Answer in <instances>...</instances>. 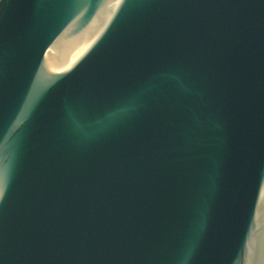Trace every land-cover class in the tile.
Returning <instances> with one entry per match:
<instances>
[{"label": "water", "instance_id": "1", "mask_svg": "<svg viewBox=\"0 0 264 264\" xmlns=\"http://www.w3.org/2000/svg\"><path fill=\"white\" fill-rule=\"evenodd\" d=\"M0 264H264V0H0Z\"/></svg>", "mask_w": 264, "mask_h": 264}]
</instances>
